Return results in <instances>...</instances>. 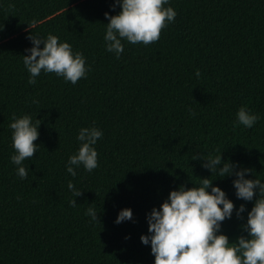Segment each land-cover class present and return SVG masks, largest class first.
Instances as JSON below:
<instances>
[{
    "label": "trees",
    "instance_id": "obj_1",
    "mask_svg": "<svg viewBox=\"0 0 264 264\" xmlns=\"http://www.w3.org/2000/svg\"><path fill=\"white\" fill-rule=\"evenodd\" d=\"M112 5L0 0V264H154L140 240L149 235L147 214L171 190L212 175L195 155L220 149L222 160L254 170L246 178L264 181V0H169L177 15L159 41H122L119 58L105 50L104 14L120 11ZM31 33L71 44L85 57L86 76L72 84L42 71L28 84ZM243 106L260 117L251 128L236 122ZM13 114L41 121L37 151L23 162L26 179L10 159ZM83 127L103 133L94 145L98 167L73 166L72 176L68 159ZM234 178L210 177L237 209L245 205L241 218L234 210L222 223L230 243L247 236L242 225L254 204L237 198ZM123 208L133 218L117 224Z\"/></svg>",
    "mask_w": 264,
    "mask_h": 264
},
{
    "label": "clouds",
    "instance_id": "obj_2",
    "mask_svg": "<svg viewBox=\"0 0 264 264\" xmlns=\"http://www.w3.org/2000/svg\"><path fill=\"white\" fill-rule=\"evenodd\" d=\"M169 0H113V7L119 5L115 15L105 12L107 18L104 35L105 50L114 53L117 58L124 52L122 41L130 44L149 45L159 41L163 29L169 22H174L176 11L168 5ZM3 26H0V30ZM32 47L26 49L29 55H23V63L30 73L28 84L34 85L41 72L54 73L66 82L76 84L88 72L86 60L81 52H74L71 44L48 34L46 38L30 34ZM41 44L43 47H40ZM196 76H200L197 69ZM38 103V101H37ZM237 123L251 128L260 119L246 106L236 113ZM41 121L32 122L30 115L16 117L13 114L12 147L14 154L11 162L18 166L17 175L26 179L28 170L23 166L36 151L39 139L38 126ZM236 126V124H234ZM103 133L96 127H83L79 130L78 151L68 159L67 172L76 175L73 166H83L88 172L98 167V152L94 145ZM218 154L209 153L207 157L197 154L193 159H202V167L216 177L234 176L233 186L238 199L253 201L247 212L246 223L242 225L247 236L241 235L236 242L221 231L222 223L232 217L236 211L238 218L245 212V205L236 208L223 189L213 184L214 179L200 177L192 187L180 185L171 190L168 198L159 208L153 207L147 214L148 233L140 240L151 246L154 264H264V181L260 177L246 178V173H253L250 168H242L238 163L222 160V150ZM222 165V166H221ZM68 188L74 197L83 193L70 181ZM209 189H211L209 191ZM258 189V195H257ZM255 198V199H254ZM76 199L69 201L70 207H76ZM97 211L89 207L86 215L93 221H99ZM130 208L119 211L115 223L132 220Z\"/></svg>",
    "mask_w": 264,
    "mask_h": 264
}]
</instances>
